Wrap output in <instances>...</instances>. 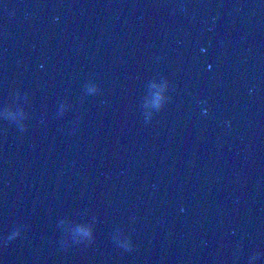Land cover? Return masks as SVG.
<instances>
[{
	"label": "water",
	"instance_id": "1",
	"mask_svg": "<svg viewBox=\"0 0 264 264\" xmlns=\"http://www.w3.org/2000/svg\"><path fill=\"white\" fill-rule=\"evenodd\" d=\"M0 264H264V0H0Z\"/></svg>",
	"mask_w": 264,
	"mask_h": 264
}]
</instances>
